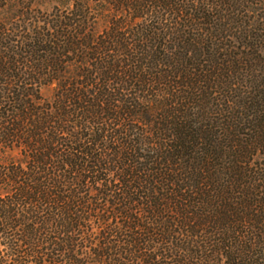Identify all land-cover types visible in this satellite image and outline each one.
<instances>
[{"label":"trees","instance_id":"obj_1","mask_svg":"<svg viewBox=\"0 0 264 264\" xmlns=\"http://www.w3.org/2000/svg\"><path fill=\"white\" fill-rule=\"evenodd\" d=\"M0 264H264V0H0Z\"/></svg>","mask_w":264,"mask_h":264},{"label":"rangeland","instance_id":"obj_2","mask_svg":"<svg viewBox=\"0 0 264 264\" xmlns=\"http://www.w3.org/2000/svg\"><path fill=\"white\" fill-rule=\"evenodd\" d=\"M44 93H45L46 96L51 97L53 95V93H54V89L53 88H49V89L45 90Z\"/></svg>","mask_w":264,"mask_h":264}]
</instances>
